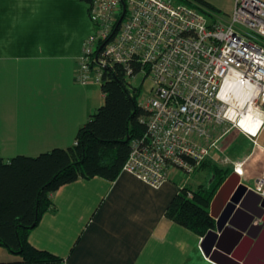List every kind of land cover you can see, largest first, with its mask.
<instances>
[{
  "label": "crops",
  "instance_id": "crops-1",
  "mask_svg": "<svg viewBox=\"0 0 264 264\" xmlns=\"http://www.w3.org/2000/svg\"><path fill=\"white\" fill-rule=\"evenodd\" d=\"M205 1L226 17L236 4ZM89 7L86 0H0V156L5 162L75 145L80 127L104 103L100 83L75 80L84 43L95 32ZM263 134L264 129L250 138L229 131L194 174L174 171L158 188L127 172L113 181L96 176L64 184L50 195L52 208L30 230L28 242L61 258L42 264H218L205 256L204 236L169 218L167 209L184 187H213L217 167L227 179L242 163L241 182L252 187L264 171ZM237 139L248 147L234 148ZM258 202L252 199L247 206L262 218L251 222L245 211L235 218L238 228L220 234L221 248L231 250L238 264H264ZM255 226L256 238L239 230ZM0 264L26 263L0 246Z\"/></svg>",
  "mask_w": 264,
  "mask_h": 264
},
{
  "label": "built area",
  "instance_id": "built-area-1",
  "mask_svg": "<svg viewBox=\"0 0 264 264\" xmlns=\"http://www.w3.org/2000/svg\"><path fill=\"white\" fill-rule=\"evenodd\" d=\"M89 10L95 32L76 82L101 84L114 64L131 83L139 74L151 82L138 98L147 132L132 141L122 172L158 188L174 171L194 174L229 131L256 138L264 129L263 0H236L227 17L179 0H92ZM252 111L263 114L256 129ZM248 188L264 198V171Z\"/></svg>",
  "mask_w": 264,
  "mask_h": 264
},
{
  "label": "trees",
  "instance_id": "trees-1",
  "mask_svg": "<svg viewBox=\"0 0 264 264\" xmlns=\"http://www.w3.org/2000/svg\"><path fill=\"white\" fill-rule=\"evenodd\" d=\"M179 1L221 15L205 0ZM132 66L135 74L141 71L140 64L133 63ZM101 88L104 103L80 127L77 144L55 148L36 157L18 155L9 162L0 156V246L21 256L26 264L61 260L28 242L30 230L52 208L50 195L79 178L97 176L115 180L130 155L132 141L143 138L147 132L141 117L149 113L138 105L141 89L127 79L122 65L114 64L105 69ZM227 174L217 167L215 175L218 179L213 187L197 191L182 188L169 205L167 216L205 236L215 226L210 216V204ZM188 193H192V197H188Z\"/></svg>",
  "mask_w": 264,
  "mask_h": 264
},
{
  "label": "water",
  "instance_id": "water-1",
  "mask_svg": "<svg viewBox=\"0 0 264 264\" xmlns=\"http://www.w3.org/2000/svg\"><path fill=\"white\" fill-rule=\"evenodd\" d=\"M122 4L124 9L120 20H122L125 14L123 1ZM252 199L259 201L258 206L261 209V213L264 215V198L254 190L249 189L246 184L242 183L240 175L236 172H233L218 189L210 206V216L217 221L216 230L210 229L203 237L200 245L205 256L211 261L218 264H221V261L238 264L236 260L234 261L232 259L233 255L231 250H224L221 248L220 234L222 235L226 230L238 228L235 224V218L245 211L250 213L251 222L255 218H262L260 215L253 212L252 209L248 208L247 204ZM262 220L264 221V219ZM257 229L258 228L255 226L250 231H247L245 228L239 230H241V233L247 232L252 238H256ZM236 232L241 235L239 231Z\"/></svg>",
  "mask_w": 264,
  "mask_h": 264
},
{
  "label": "rangeland",
  "instance_id": "rangeland-1",
  "mask_svg": "<svg viewBox=\"0 0 264 264\" xmlns=\"http://www.w3.org/2000/svg\"><path fill=\"white\" fill-rule=\"evenodd\" d=\"M133 85L136 87H139L141 89V91L148 92L150 87H151V82L149 81V79H146L143 82V75L139 74L137 76V79H135L133 81ZM262 138H263L262 140H264V134H263ZM242 141H243L242 139H237L236 141H234V148H238L240 151L243 149H246L248 146Z\"/></svg>",
  "mask_w": 264,
  "mask_h": 264
},
{
  "label": "bare ground",
  "instance_id": "bare-ground-1",
  "mask_svg": "<svg viewBox=\"0 0 264 264\" xmlns=\"http://www.w3.org/2000/svg\"><path fill=\"white\" fill-rule=\"evenodd\" d=\"M250 118H251V121L253 122L254 128L256 129L262 122L263 114L261 112L252 111L250 113Z\"/></svg>",
  "mask_w": 264,
  "mask_h": 264
}]
</instances>
